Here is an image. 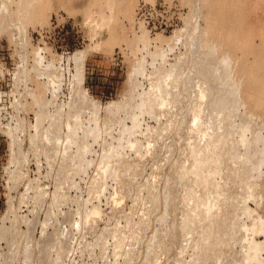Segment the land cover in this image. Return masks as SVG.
I'll return each instance as SVG.
<instances>
[{"label":"rangeland","instance_id":"rangeland-1","mask_svg":"<svg viewBox=\"0 0 264 264\" xmlns=\"http://www.w3.org/2000/svg\"><path fill=\"white\" fill-rule=\"evenodd\" d=\"M8 1L0 264H264V111L196 65L201 2L136 0L119 17L127 37L104 48L108 28L83 12L90 0H53L40 22L17 20ZM213 134L233 151L222 170L206 155ZM209 214L217 232L204 228Z\"/></svg>","mask_w":264,"mask_h":264},{"label":"bare ground","instance_id":"bare-ground-1","mask_svg":"<svg viewBox=\"0 0 264 264\" xmlns=\"http://www.w3.org/2000/svg\"><path fill=\"white\" fill-rule=\"evenodd\" d=\"M14 1L16 6L14 10L11 8L13 10L11 13H15L17 20L24 21L30 19L32 22L43 21L53 5V0H13L12 2ZM199 1L203 7L201 16L204 19V24L202 26L197 25L194 28L196 31L200 26L198 29L200 32L197 31L198 33H196L197 39L200 35L199 39L192 38L194 40V42L192 41L193 45L196 46L198 52L196 65H203L208 74L213 73L212 75L216 77L214 81L218 82L221 87L227 88L226 90L231 93L232 89H234L233 93L236 99L245 103L248 109L264 111V0ZM135 2L136 0L89 1L88 5L83 8L85 17L97 23L98 26L101 25V27L105 26L108 28V35L100 40L97 45L104 48H113L115 44L127 37L125 32H121L119 17L122 13L132 18ZM10 4L8 0H0V10L2 7L9 9ZM68 9L70 11L76 10L74 7H69ZM262 10L263 14H261ZM3 18L5 20V17ZM23 21L22 23H24ZM142 36L145 37L144 33ZM75 59L77 60L75 75L77 79L80 78L79 81H82L85 72L84 62L80 66L78 61L84 60L85 54L79 53L75 55ZM221 64L225 66V71L223 73H216L217 67ZM80 84L83 85V82H80ZM82 85L77 86L79 88L78 90L76 89L77 92L79 91L78 96H81L80 94L82 93L80 92L84 90ZM82 95L84 96V92ZM78 99L81 100L80 98ZM217 138L216 134L209 137L207 147L214 145L216 149L214 151L211 149V152L206 149V155L217 169L222 170L225 164L224 161L233 151L225 148L222 138ZM198 169L199 167L195 168V171L198 172ZM247 178V174L242 172L239 187L243 185V182ZM231 202V216L227 218L229 223L224 233L225 237H228L229 249L236 237L237 227L235 217L238 202L237 199H231ZM217 221L220 223L216 218L213 220L211 214L205 215L203 221L204 228L209 232H217V229H215ZM217 245V242L208 243L206 246L207 258L211 259L210 253H213L212 250Z\"/></svg>","mask_w":264,"mask_h":264}]
</instances>
